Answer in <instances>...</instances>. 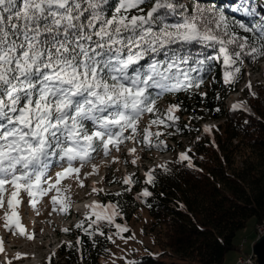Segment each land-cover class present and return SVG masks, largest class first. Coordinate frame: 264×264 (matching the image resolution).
I'll list each match as a JSON object with an SVG mask.
<instances>
[{"label": "snow or ice", "instance_id": "snow-or-ice-1", "mask_svg": "<svg viewBox=\"0 0 264 264\" xmlns=\"http://www.w3.org/2000/svg\"><path fill=\"white\" fill-rule=\"evenodd\" d=\"M255 56L264 57V0L259 8L254 0H219L211 7L201 0H0L4 229L33 240L20 221L21 193L37 215L36 206L44 197H49L52 211L67 213L71 198L62 182L75 179L84 187L81 170L91 164L90 174L98 172L93 162L97 156L119 152L130 140L149 149L163 145L159 138L164 133L151 128L175 127L180 119L176 113L182 111L172 104L161 112L157 101L163 95H191L201 89L215 64L223 68V83L233 86L244 58ZM251 87L249 83V93L255 96ZM231 110L249 111L247 102ZM145 114L155 118L141 134ZM204 131L212 129L206 126ZM154 137L159 141L155 145ZM190 152H182L178 160L194 169ZM135 153L136 148L129 149V154ZM155 171L146 173L148 185L154 186ZM133 183L132 177L123 180L129 186L126 191ZM140 196L148 198L152 192L145 188ZM89 208L76 227L93 247L95 237L106 236L105 227L116 229L106 236L113 244L114 237L125 243L135 238L125 237L130 229L116 222L117 217L123 219L118 203L94 202ZM4 244L0 239V253ZM82 245L77 237L75 245L69 242L67 247L81 252Z\"/></svg>", "mask_w": 264, "mask_h": 264}, {"label": "trees", "instance_id": "trees-1", "mask_svg": "<svg viewBox=\"0 0 264 264\" xmlns=\"http://www.w3.org/2000/svg\"><path fill=\"white\" fill-rule=\"evenodd\" d=\"M201 2L211 7L219 0ZM254 3L259 8L260 0ZM237 18L246 19L239 15ZM263 60L260 56L245 57L240 78L233 86L223 83V68L215 64L201 89L193 90L191 95L165 94L157 101L159 108L158 102L170 96L180 105L182 111L176 126L163 127L176 132L177 136L190 137L189 155L196 167L189 169L175 157L166 163L167 173L161 166L155 168L154 186L145 182L146 177L132 176L131 191H126L129 186L123 185L120 191L108 195L107 202L118 203L123 213V219L117 217L116 222L130 229L124 233L125 237L133 235L134 217L141 210L151 219L149 230H159L164 236L159 242L158 255L147 251L132 264H176L174 260L222 264L228 252L241 249L235 240L248 222L254 220L255 226L264 222V85L258 87L255 96L245 92L249 111H232L225 102L229 94L238 92L245 78V65H256ZM201 92L207 95L202 97ZM216 108L221 111H215ZM208 120L219 122L210 133L201 126ZM170 136L169 139L176 142V136ZM175 150L171 145L157 149L163 153ZM145 188L152 192L151 197L140 196ZM84 220L85 217L80 222ZM76 225L72 229L71 243L75 245L80 237L81 252L65 245L60 249V259L56 262L51 258V264H102L101 259L113 246L106 236L116 229L105 227L106 236L95 237L96 247H93L92 240ZM167 259L170 262H166ZM44 264H49V260ZM252 264H258L255 257Z\"/></svg>", "mask_w": 264, "mask_h": 264}, {"label": "rangeland", "instance_id": "rangeland-1", "mask_svg": "<svg viewBox=\"0 0 264 264\" xmlns=\"http://www.w3.org/2000/svg\"><path fill=\"white\" fill-rule=\"evenodd\" d=\"M249 83L252 86V93H255L259 86L264 85V60L256 65H245V78L238 87V92L229 94L226 98L225 102L229 108L232 109L234 104L246 101L245 92L249 93ZM172 104L177 103L175 98L170 96H168L167 100L163 99L158 102L161 112H164ZM176 115L179 116V112ZM154 118L151 114L143 116L139 124L141 134ZM217 124H219L218 121L208 120L203 122L201 126L204 130L206 126L213 128ZM151 131L153 133L157 131L164 133L159 138V141H163V145L173 146L176 149L175 152L163 153L157 151L158 148L156 147L149 149L142 143L130 140L121 146L119 152L113 150L108 157L97 156L93 162L97 165L98 172L90 174L92 173L91 164L81 170L80 177L84 181V187H80L75 179H66L62 182V187H69L66 195L71 198V206L67 213L52 211L53 206L49 197H44L36 206L39 210V215H37L36 210L29 206L27 195L21 193L23 203L18 209L20 221L27 233L35 236L33 240L20 237L18 234L12 235L6 231L3 227L5 210L0 209V239L5 241L4 252L0 253V264H8V262H11V264H44L49 258H53L57 262L60 259V249L72 242V229L89 214L90 205L94 202L107 204L108 195L120 191L123 188V180L126 177L144 178L150 170L165 166L168 161L179 157L184 152V149L187 150L190 145V137L177 136L176 132L167 130L163 126H153ZM170 135L176 136V142L169 139ZM140 139H142V136L137 137V140ZM159 141L155 137L153 138L154 145L159 143ZM131 148H136L134 155L129 154V149ZM134 159H136V163L133 165L131 162ZM56 170L58 171L59 169ZM94 187L98 190L97 192L92 191ZM100 189H103V191L100 192ZM7 198L8 194L6 193L5 199ZM150 223L151 219L144 210L137 212L132 227L135 238L129 239L127 243L115 238V243L110 253L101 259V263L128 264L129 261L136 262L147 251H150L153 255H158L161 251L159 242L164 239V236L159 230L156 232L150 231ZM255 228L254 220H250L246 229L239 232L235 240L241 249L228 252L222 264H239L243 257L252 253L256 234ZM63 229H69L70 231L66 233ZM245 238L248 239L247 243L244 242ZM18 254L20 256L19 259H17ZM166 262H170V260L167 259ZM174 262L176 264H189L176 260Z\"/></svg>", "mask_w": 264, "mask_h": 264}, {"label": "water", "instance_id": "water-1", "mask_svg": "<svg viewBox=\"0 0 264 264\" xmlns=\"http://www.w3.org/2000/svg\"><path fill=\"white\" fill-rule=\"evenodd\" d=\"M252 256L255 257L258 264H264V235L253 245Z\"/></svg>", "mask_w": 264, "mask_h": 264}, {"label": "built area", "instance_id": "built-area-1", "mask_svg": "<svg viewBox=\"0 0 264 264\" xmlns=\"http://www.w3.org/2000/svg\"><path fill=\"white\" fill-rule=\"evenodd\" d=\"M256 234H255V240L253 242V245L255 244L256 240H258L262 235H264V222L260 223L259 226L255 228ZM244 242H248V240L245 238ZM253 256L252 254L246 257H243V261L239 262V264H252Z\"/></svg>", "mask_w": 264, "mask_h": 264}, {"label": "bare ground", "instance_id": "bare-ground-1", "mask_svg": "<svg viewBox=\"0 0 264 264\" xmlns=\"http://www.w3.org/2000/svg\"><path fill=\"white\" fill-rule=\"evenodd\" d=\"M259 225H260V224H257L256 227L259 226ZM242 261H243V259H242Z\"/></svg>", "mask_w": 264, "mask_h": 264}, {"label": "crops", "instance_id": "crops-1", "mask_svg": "<svg viewBox=\"0 0 264 264\" xmlns=\"http://www.w3.org/2000/svg\"><path fill=\"white\" fill-rule=\"evenodd\" d=\"M248 240V239H247ZM254 242V241H253Z\"/></svg>", "mask_w": 264, "mask_h": 264}]
</instances>
